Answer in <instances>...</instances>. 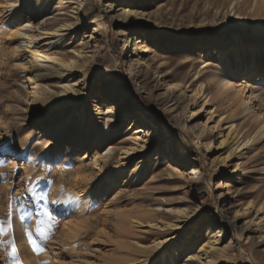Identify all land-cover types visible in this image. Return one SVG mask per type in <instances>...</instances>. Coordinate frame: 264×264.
<instances>
[{
  "label": "rangeland",
  "instance_id": "1",
  "mask_svg": "<svg viewBox=\"0 0 264 264\" xmlns=\"http://www.w3.org/2000/svg\"><path fill=\"white\" fill-rule=\"evenodd\" d=\"M76 1L0 0V140L20 148L0 167L9 174L0 219L29 177L52 182L49 207L58 209L39 254L13 213L23 264H264V63L233 73L238 56L264 50V0H91L86 16ZM25 24L41 25L45 37L26 43L16 35ZM34 45L77 68L35 60L23 47ZM86 55L94 57L83 71ZM226 79L247 80L257 101L223 93ZM68 80L71 99L62 95ZM113 97L128 106L108 127ZM136 119L148 137L130 129ZM48 129L62 141H47ZM10 251L0 244L3 264H13Z\"/></svg>",
  "mask_w": 264,
  "mask_h": 264
},
{
  "label": "bare ground",
  "instance_id": "2",
  "mask_svg": "<svg viewBox=\"0 0 264 264\" xmlns=\"http://www.w3.org/2000/svg\"><path fill=\"white\" fill-rule=\"evenodd\" d=\"M39 4H40L39 0H36L35 5L38 6ZM74 4H75L74 5V10L76 11V14H78V15L86 16L91 11H93V7L94 6L91 5V0H77ZM112 5L113 4L109 5L110 9L112 8ZM27 25H31V27H26ZM67 26L70 28V25L64 23V24L61 25L60 29H62L63 27H67ZM28 28H30V31L27 30ZM33 28H34L35 31H39V33H37L36 36H34L32 34H29V32H31V30H33ZM58 32H60L59 29L53 31V33H58ZM45 34L46 33L43 31V28H42L41 25L33 26L32 24H25L18 31V33L16 35L27 36L29 38V42L28 41H25V42L28 43V44H32L33 41H35L36 39L38 40L39 38L40 39L42 37L44 38ZM136 41H137V44L143 42V40H141L139 36L137 37ZM23 47L25 48L27 54H30L35 60H38L39 62L48 63V64L49 63L53 64L55 62H60L61 66L64 69H72L73 70V69H75V67L77 68V65H75L76 61L75 62L72 61V62L69 63V62L64 61L63 59H60V58H57V57H51V55H49L48 53L43 52L42 46L34 45L33 47H31V46L30 47L23 46ZM93 57H94L93 55H91V56L86 55V60L83 63H81V65H80V68L83 69V71L87 69L85 64L89 63V65H90V63L92 61V60H89V58L93 59ZM263 63H264V50L262 52H260L259 55H256V56L241 55V56L237 57V60H236V62L234 64V66H233V73L237 74L236 77L238 78V77L242 76L241 74L245 71V68L246 69L254 68V67H251V66H255V65H257L255 67V68H257V67L261 66ZM157 73L159 75L160 74L163 75L164 82L170 87V89L179 90V91L182 90V88H181L182 84L181 83H179L178 81H171V80L167 79V77L162 72H157ZM225 81H226V83H225L226 86L224 87L223 93H226L228 95L229 94V90L234 88V89L237 90L238 95L243 96V94H245V92L249 93V101H244L243 100L244 102L242 101V103L248 104V103L252 102L253 99H255V101H257V98L259 97V94L257 95L256 91L251 88L250 83L247 80L243 79L241 81V79H237L235 82H232V80L226 79ZM70 89H71V91H70ZM114 90L117 91L116 88H114ZM201 91H202V87H199V91L198 92L201 93ZM74 92H76L75 83L73 82V80H68V82L65 83L64 89L62 91V95L65 96L67 99H71L72 94ZM193 94H194V96L192 97L191 101L195 100V97L197 96V90L195 92H193ZM233 98L234 97L232 96L231 99H233ZM110 101L111 102L110 103L108 102V104H107V110H106V117L108 118L107 126L109 127L110 125L113 124V126L115 127L117 125L115 115H120L119 114L120 110L122 108H124V107H127L128 104H126L124 106L123 105L124 102L123 103L117 102L115 97L110 99ZM258 105H260V102L258 103ZM192 113H193L192 114L193 119H196V117H198V115H199V112H196L195 110H192ZM145 122H146L145 120H142V121L139 120V119L138 120L137 119L133 120L132 121L133 125L131 124L132 126L130 127V129L134 128L137 125L135 133H137L138 135L142 134V138L143 137L146 138V137L149 136V131L147 130V128L145 126ZM42 135H45L46 136V140L49 141V142H51L52 139H54V138L58 139V141H62L61 135L57 131H55L53 129H48L47 131H44L42 133ZM42 135H40V136H42ZM157 139H159V138H157ZM68 140H69V142L74 144L75 147L84 148L86 146L85 142L71 140V139H68ZM246 144H247V142L244 143V145H246ZM134 151H135V149H131V150L128 149V150H126V154L129 155V154L133 153ZM157 152L158 153H162L160 149H157ZM163 153H165V152L163 151ZM178 155L180 156L179 159L185 157L186 156L185 150H183V149L179 150ZM174 156H175V150L173 151V155L169 158V160L173 161L174 158H175ZM101 157L103 159H105L106 156H101ZM123 159L124 158H121V161H120L121 166L126 164L125 160H123ZM20 162H21L20 164L22 165L23 168H27V164L25 162H23V161H20ZM193 173L194 174H198L199 176L202 175L201 170L197 166H195L193 168ZM194 180H195V177H192L191 181L195 182ZM176 253H177V250H175L173 252V254H176ZM210 253L211 252H208V254H209L208 257L211 258ZM171 256H172V253H171ZM191 259H192V257L189 258L187 261H190ZM211 260L212 259H210V261ZM188 264H193V263L190 262Z\"/></svg>",
  "mask_w": 264,
  "mask_h": 264
},
{
  "label": "snow or ice",
  "instance_id": "3",
  "mask_svg": "<svg viewBox=\"0 0 264 264\" xmlns=\"http://www.w3.org/2000/svg\"><path fill=\"white\" fill-rule=\"evenodd\" d=\"M123 15L128 16L130 13H124ZM26 27H31V25H27ZM19 151L20 148L18 145L9 143L7 140H0V155L5 157V159L0 160V167L6 166L8 161L15 158V156L9 155L10 153H17ZM8 175V173L0 171V180L8 182ZM20 179H22V177L17 175V184ZM40 179L42 178L38 177L33 181L32 178L29 177V182L24 193L21 195H17V190L14 189L9 200L8 208L10 210L6 213V219H0V237L11 235V239L6 242L0 239V244L7 243L11 245L9 256L13 264H23L18 253L13 229V213L15 211H19L20 215L18 219L24 225L25 236L29 244L32 246L33 251L37 254L45 251L46 244L51 240L57 227L58 209L49 207L50 185L52 182L45 181V186L42 187L39 183ZM57 203L58 200L51 201V204L53 205H56ZM237 215H239V213H237ZM32 221L35 222L34 231L31 227ZM37 240L43 241V244L38 243ZM0 264H3V262L0 261Z\"/></svg>",
  "mask_w": 264,
  "mask_h": 264
}]
</instances>
